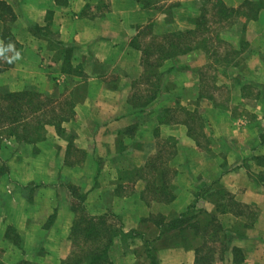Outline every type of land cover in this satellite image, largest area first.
<instances>
[{
	"label": "crops",
	"instance_id": "crops-1",
	"mask_svg": "<svg viewBox=\"0 0 264 264\" xmlns=\"http://www.w3.org/2000/svg\"><path fill=\"white\" fill-rule=\"evenodd\" d=\"M0 1L10 6L12 14L6 26L12 38L22 45L13 66L1 70V63L7 59L0 62L1 91L28 88L52 95L66 86L73 88L74 84H70L78 76L63 72L64 55L55 58L58 49L63 52L70 49L72 64L82 65L88 76L85 101L76 106L75 118L64 123L67 132L74 135L75 147L85 154L79 164H75L77 154L68 153V138L58 135L53 127L47 128L46 140L36 145L37 150L34 145L18 143L15 138L2 142L0 169L3 161L9 167L6 174L0 175V247L5 263L18 264L24 260L30 264H63L69 258L75 213L67 183L76 184L74 175L81 173L89 182L95 177L85 192V205L89 212L91 208L95 211L91 214H121L126 232L136 230V237L150 240L159 229L155 221L148 219L150 224L145 227L142 222L153 211H159L166 220L173 219L195 200V193H203L206 185L215 190L223 187L237 203L255 209L257 216L251 228L237 232L234 227L250 221L247 213L240 216L236 210L219 212L217 204L222 200L214 195V189H211L213 194L199 196L198 206L218 213L226 229L225 234H220L221 240L209 243L214 250L213 264H264V143L260 138L264 129V102L246 100L248 90L242 89L243 85L264 89V9L258 19L248 23L249 46L241 70L228 68L241 75L238 85H229L233 100L239 102L222 107L211 98L201 97L199 69L209 60L203 51L196 50L168 60L165 77L170 85H161L157 99L147 106L134 107L129 102L132 83L143 74V66L141 52L132 44L133 39L139 37L142 26L153 17L156 20L153 32L157 35L191 28V19L199 14L203 0H168L164 8L150 0H145L147 3L141 0ZM244 1L224 0L235 8ZM177 10H182V14ZM175 12L182 16L177 19ZM167 14L173 16L167 18ZM3 29L0 26V45L11 46L3 40ZM113 81L116 85L109 86ZM181 85L184 92L177 94L175 89ZM178 104L203 113L209 129L207 149L199 147L183 123L161 122L165 110H173ZM248 113L253 115L252 119L245 116ZM129 129L131 134L127 133ZM157 130L177 139L178 153L174 158L177 178L173 180L179 190L177 198L170 203L153 200L148 204L140 196L145 187L140 181L135 185L137 193L118 195L120 171L132 170V166L124 167L119 160L132 156L142 159L148 155L144 142L155 143ZM133 142L135 147L131 146ZM180 159L187 166L186 163L180 166ZM65 175L70 178L66 179ZM170 208L178 209V215L173 218L166 215ZM8 226H13L21 236L23 248L5 238ZM220 241L225 242L226 250L220 249ZM115 242L114 264L138 262L140 255L134 254L132 258V252L124 250L120 240ZM115 253L119 256L116 259ZM157 255L160 264H197L195 247L163 246Z\"/></svg>",
	"mask_w": 264,
	"mask_h": 264
},
{
	"label": "trees",
	"instance_id": "trees-1",
	"mask_svg": "<svg viewBox=\"0 0 264 264\" xmlns=\"http://www.w3.org/2000/svg\"><path fill=\"white\" fill-rule=\"evenodd\" d=\"M141 1L142 3H147L145 0ZM247 5L249 6L248 11L243 12L242 9ZM262 9H264V0H245L237 8L229 7L224 0H207L205 7L201 8L199 14L191 19V28L162 35L153 34L154 41L146 43L144 47L138 44V37L133 39L132 44L142 52L141 62L145 70L151 69V71L143 73L139 79L133 80L129 102L134 107H145L156 100L161 90L162 77L161 72L155 70V68L161 67L165 61L172 58L175 59L184 53L194 50L205 51L209 54V60H211L209 67L212 64L223 67H240L241 63L235 62V57L244 52L249 46V42L246 40L248 22L258 19ZM249 11L251 13L247 14ZM242 12L246 16L241 31L245 40L241 41L240 49L227 48L223 54L219 53L222 45L228 46L221 38V30H227L235 26L237 23L236 16L242 15ZM11 14L10 6L4 1H0V26L4 27L2 32L3 40L6 44H12L11 46L0 45V62L4 58L7 59L5 63L4 61L1 63V70L13 66L15 64V56L22 50V45L12 38L10 29L6 26ZM213 23L217 27L214 28ZM150 31L153 32L152 27ZM71 53L70 49L64 50V52L60 51L55 58H61L64 55L63 72L81 77L83 80L79 81L78 84L76 83V86L72 89L67 87V92L65 91L64 96L62 95L63 98H52L50 95L28 88L18 92L6 93L0 89V151L4 149V143L2 142L7 138H15L18 143L32 144L37 150L36 145L46 140L48 127H53L58 135L67 133L64 123L75 118L76 106L84 101L85 95L88 93V76L84 73L82 65L74 66L72 64ZM200 77L201 83H204L203 72H201ZM143 84L150 85L152 89H142L141 85ZM251 88V86L246 85L242 87L245 91ZM169 111L171 110H165L166 113ZM173 111H179L184 114V118L180 119V121L175 120L176 123L185 124L189 135L197 140L199 147H203L200 136L197 135L191 124V122L194 123L196 115L198 113L202 115V112L198 109L190 111L179 104ZM202 117L200 116L201 119ZM202 120L204 124V119ZM162 121L165 123L171 122V120H167V117L161 118ZM127 133L131 134V130H127ZM67 138L69 140L68 153H77L79 159H84L85 154L74 145V135L70 133ZM260 138L261 142L264 143V129L260 133ZM169 139H172L174 143L171 145L172 151L169 152L168 160L164 158L163 145L157 155L149 158L145 166L120 171V183L116 189L118 195H131V191L135 190L138 180H143L145 187L140 192V196L146 203L150 204L153 200L170 203L177 198L179 190L176 185L170 182L171 178L169 176L170 173L174 175L177 172L170 164L171 159L175 158L178 153L177 139L175 137H169ZM79 155L81 156L79 157ZM8 171L9 167L6 161H3L0 175L6 174ZM67 188L72 196L71 207L75 213V222L70 237L73 243V251L63 264H113L110 258V249L114 245L116 238L124 233L122 218L114 212L102 215L91 214L85 205L86 193L82 188L72 182L67 183ZM211 189L214 188L206 185L202 189L203 193L195 194V200L187 206L185 211L173 219L166 220L165 216L160 215L161 219L155 220L159 232L154 239L150 240L143 238L144 236L141 237L147 258L150 259V264H160L157 255L159 245L177 248L195 247L197 264H213L215 260L214 250L211 247L208 250L204 248L209 242L221 240L219 238L220 234H225L226 229L220 223L218 213H210L197 204L199 196L213 194ZM215 191L214 195H217L222 200L221 204H217L219 212L236 210L240 216H246L247 213L249 218L252 216L256 218L257 212L252 211L251 206L237 203L226 191V193L222 191V188L219 191ZM248 223L250 221L243 223L242 225L244 226L242 227H251L255 221ZM237 232L240 231L237 230ZM130 233L132 236H136V230H132ZM79 234L83 235L85 242H89L84 250L80 247V243L77 240ZM5 238L19 248H23V240L13 226L7 227ZM221 245L222 249L226 250L225 242L223 243L222 241ZM234 251L235 254L240 252L238 249H234ZM2 252L3 250L0 247V264H7L2 259ZM18 264L30 263L23 260Z\"/></svg>",
	"mask_w": 264,
	"mask_h": 264
},
{
	"label": "rangeland",
	"instance_id": "rangeland-1",
	"mask_svg": "<svg viewBox=\"0 0 264 264\" xmlns=\"http://www.w3.org/2000/svg\"><path fill=\"white\" fill-rule=\"evenodd\" d=\"M156 1H159V2H156ZM150 2H153V4H155V5H157V6L161 7V8H164L168 4L169 1L168 0H150ZM206 4H207V0H203V3L200 6V9L203 8V7H205ZM248 9H249V6L247 5V6L244 7V9H242V11L243 12H246V11H248ZM177 12L182 14V10H177ZM177 12H175V13L177 14ZM249 13H251V11H249L247 14H249ZM181 14H177L176 15L177 16V19L182 16ZM167 15H168V16H166L167 18L170 17L169 15L173 16V14H167ZM236 19H237V23L235 24V26H233V27H231L230 29H227V30H221V32H222L221 33V38L228 44V46L227 45H224V46L222 45L221 49L219 50V53H221V54H223L224 52H226V49L227 48L228 49H230V48H233L234 49L235 48V49H238L239 50L240 47H241V41L243 42L245 40V39H243V35H242V32L241 31H242V24H244V20H246V16H244V13H243L240 16H236ZM155 21L156 20H155L154 17L153 18H149V20H147V22L142 26L143 28L140 29V34H139L140 37H138V40L137 41L139 42L138 44H140L141 47H144V45L146 43H150V42L154 41L153 40V34H154V32H151L150 30H151V27L153 28V25H154ZM251 21H253V20H250L249 22H251ZM213 27L214 28L217 27L216 24L213 23ZM177 31H181V30H177ZM246 39H247V36H246ZM239 43H240V45H239ZM60 51H61V49H58V52H60ZM194 51H196V50H194ZM245 51L242 52V53L239 52L240 54L237 57H235V62H240L241 65L242 64L244 65V63H245ZM203 53L205 54V56L209 60L210 59L209 58V54L206 53L205 51H203ZM186 54H188V53H184L182 55H179L178 57H183ZM141 58H142V52H141ZM141 61H142V59H141ZM167 62H168V60L165 61L164 64L161 67L155 68V70L161 72V77H162L161 85L162 86H165V87H168V85H170L169 82H168L169 80H167L166 77H165L166 70L168 69V63ZM141 64H142V62H141ZM210 64H211V60H209V62L207 63V65H206L207 67L206 68L203 67V68L199 69V75H201V72H203L204 73V77H205L204 78L205 79V82L204 83H201L202 96L205 97V98L206 97L207 98H211L213 101H215V104L220 105L222 107H227L228 105H230V103L231 104H234L235 102H239V101L233 100V93H232V90L230 89V86L231 85L232 86H234V85L236 86V84L238 85L240 83V80H241V75L239 73H237L238 71L237 72H230L231 69L234 70L235 67H230V66L223 67V66H220V65L216 66V65H213V64H212L211 67H209ZM241 65H240V67H241ZM142 66H143V64H142ZM240 67H238L237 69L238 70H241ZM228 68H231V69L229 70ZM148 71H151V69L150 70H148V69L145 70V67L143 66V73H146ZM177 78H179V83H182L183 79L180 78L179 76ZM81 80H83V79L81 77H78V78H76V81H74V83L72 82L70 85H73L74 84V87H75L76 86V83L78 84L79 81H81ZM117 81H118V79L116 80V82ZM116 82L113 81L111 84H109V86H112V84H113V86H115L116 85L115 84ZM200 82H201V80H200ZM141 86H142V89H144V90H146V89L147 90L148 89H152V87L150 85H147V84H143ZM67 87L69 89H72L71 87L66 86V88L65 89L63 88L64 90L62 89L61 92L56 90V92H53V94L50 95V96L52 98H60V97L63 98L62 95L64 96ZM251 87L252 88L251 89H248V91H247V93L245 95L246 100H254V99H257L260 102H264V89L261 88V87H257V86H251ZM175 92L177 94L178 93H181V92H184V85H181V86L177 87V89H175ZM66 94L68 95V93H66ZM85 96L87 97V93H86ZM85 99H84V101H85ZM84 101H82V102H84ZM173 110L167 112L166 115H164L163 118H166L167 117V120H169V121L171 120L170 123H168V122L165 123L164 122V124H170V125H172V124H178V123H176L175 120H177V121L179 120L180 121V119L184 118V114L182 112L173 111ZM239 112H240V110L237 111V114H239ZM241 115H239V118H240ZM200 116L202 117L201 113H198L196 115V118L194 120V123L191 122V124L194 127L197 135L200 136V139H201V141L203 143L202 144L203 148L207 149L208 146H209V143H207V141L209 139V129L206 127L205 121H204V124H203V120L202 119H204V118L202 117V119H201ZM245 116L248 117L249 119H252L253 118V115L250 114V113H248ZM262 116L264 117V111H263ZM167 126H169V125H167ZM68 134H70V133L67 132L65 135H62V136L65 139H67V135ZM156 134H157V138H156V142L155 143L147 144L146 142H144V144L146 146L145 147L146 148L145 153L146 154L149 153L148 155H145L142 159H136L133 156L132 157H129V158H127V157L126 158H121L119 160V162L122 164V166H124V167L132 166V167H130V169H137L139 167L145 166L147 164V162L149 161V158L150 157H153L152 156L153 154L154 155H157L158 152H159V150L162 148L163 145H164L163 149L165 151L164 152V158L166 160H168L169 152L172 151L171 145H172V143H174V141H172V139H169V136L167 134H163L161 132V130L159 131V136H158V130H157V133ZM170 137L174 138L173 136H170ZM131 146L132 147H135V143L133 142V144H131ZM140 146H142V145H140ZM133 149H135V148H133ZM75 154H77V153H75ZM80 156L81 155H79V157ZM137 158H139V157H137ZM180 162H182L181 165L179 164L180 166H184L185 163H186V166H187V162L186 161L183 162V160L180 159ZM75 164H79V158L78 157L75 158ZM170 164H171V167L174 168V170H175V168L177 167V162H175L174 158L171 159V163ZM176 174H177V172H176ZM176 174H174V175L172 173L169 174V176L171 178V181L170 182L173 185H174V182H173L174 178H177ZM69 176L70 175H68V176L65 175V178L66 179L67 178H70ZM74 176H75L74 179H76L75 181H77L76 184L78 186H80L84 192H87L88 191V189H87L88 186H91V183L94 182V180H95V177H94V179L91 180V182H89L86 177H84V176L81 175V173L80 174H75ZM156 180H158V179H156ZM182 181H184V176H183L181 182ZM140 182H142V184L143 183L145 184V182L143 180H141ZM176 187L178 188V186H176ZM222 191L225 192V189L223 187H222ZM131 192H132V194L133 193L134 194L137 193L136 192V189L133 190V191H131ZM195 194H197V193H195ZM175 209H177V208H175ZM173 210H174V208H170L165 214L168 215V216H171L173 218L175 215H178V213H177L178 209H177V211L176 210L173 211ZM252 211H255V209H253ZM90 212H95V211L91 208ZM160 215H162V214L159 211H153V213H151V215H149V217L146 218V222H142L143 227H145L148 224H150V223H147L148 219L150 221H152V222L155 221L156 219L157 220L158 219H161L160 218ZM119 216L122 218L121 214H119ZM254 219L255 218L252 216L250 218V223ZM113 223H114V221H113ZM245 223H247V222H245ZM250 223H248V224H250ZM242 224L243 223H240L239 226L234 227V229H237L238 231H243V228L244 227H242V226H244V225H242ZM123 232L124 233L121 234L120 236H118L115 241L120 240V243L119 244L123 246V249L124 250L128 249L129 251L132 252V255H131L132 258L134 257V254H136V256H139V255L141 256L140 258H138V262L136 264H138V263H141V264H150V259H148L146 257V255H145L146 252H144L145 249L143 247V245H144L143 244V239L142 238H139V237H136V236H132V234L130 233L131 231L126 232L124 230V228H123ZM82 236H83L82 234H79L77 240H78V243H80V247L83 248V250H84L88 246L89 242H85V240L83 239ZM219 245H220V249H222L221 243ZM113 247H114V245L110 249V258H111V261H112V251L114 250ZM158 247L160 248V247H163V246L159 245ZM207 247H211V246L209 244H207V246L205 248H207ZM171 248H174V247H171ZM116 250H121V249L115 248V251ZM72 251H73V249H72ZM114 256H115L114 257L115 259H116V257L117 258L119 257L118 256V253H115Z\"/></svg>",
	"mask_w": 264,
	"mask_h": 264
}]
</instances>
